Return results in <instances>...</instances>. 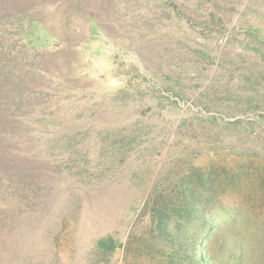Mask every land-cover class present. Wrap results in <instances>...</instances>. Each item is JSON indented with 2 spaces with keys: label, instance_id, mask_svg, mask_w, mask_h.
Listing matches in <instances>:
<instances>
[{
  "label": "rangeland",
  "instance_id": "374dc122",
  "mask_svg": "<svg viewBox=\"0 0 264 264\" xmlns=\"http://www.w3.org/2000/svg\"><path fill=\"white\" fill-rule=\"evenodd\" d=\"M0 264H264V0H0Z\"/></svg>",
  "mask_w": 264,
  "mask_h": 264
},
{
  "label": "trees",
  "instance_id": "16d2710c",
  "mask_svg": "<svg viewBox=\"0 0 264 264\" xmlns=\"http://www.w3.org/2000/svg\"><path fill=\"white\" fill-rule=\"evenodd\" d=\"M106 250H107L108 252H111V251L113 250V248H112V246H110V247H107Z\"/></svg>",
  "mask_w": 264,
  "mask_h": 264
}]
</instances>
